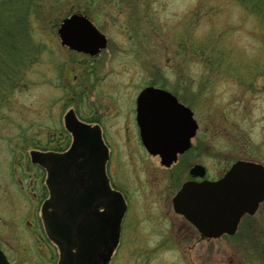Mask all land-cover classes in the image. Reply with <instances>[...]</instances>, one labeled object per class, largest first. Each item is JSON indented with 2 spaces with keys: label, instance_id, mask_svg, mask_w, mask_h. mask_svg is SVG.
<instances>
[{
  "label": "rangeland",
  "instance_id": "obj_1",
  "mask_svg": "<svg viewBox=\"0 0 264 264\" xmlns=\"http://www.w3.org/2000/svg\"><path fill=\"white\" fill-rule=\"evenodd\" d=\"M25 2L29 4L25 10L28 13L23 12L21 19L15 21L21 30L15 36L21 53L19 59L15 63L0 62V117L20 116V126L33 130L56 125L58 104L50 105L45 100L43 84L32 86L30 81L28 89L20 90V87L22 82L27 84L30 78L40 79L46 74L50 66L48 54L56 48L52 39L57 37L60 20L72 12H83L109 38L108 47L114 54L110 66L116 85L115 104L126 100L128 83L131 85L128 93L136 94L144 85L155 84L185 98L192 94L201 136L204 137V132L211 133L207 150H201L196 158L208 167L212 177L228 161L230 164L237 158L264 157V0ZM256 2L263 4L262 9L253 6ZM52 58L56 68L65 67L64 62L59 64L60 59ZM66 67L68 76L73 66ZM14 125L0 119V126ZM14 133L0 135L6 143V149L5 145L0 146V158L4 154L3 161L8 166L0 163V172L5 168L8 172L14 170L15 164L7 158V154L10 158L13 153L21 161L17 166L20 176L33 171L39 175L40 170L32 167L23 155L36 147L33 138L42 139L45 135ZM120 137L116 134L113 138L114 151L126 159L130 147L119 141ZM11 145L16 148L14 151ZM122 168L119 176L123 182L118 183H124L131 201L110 264H264V204L255 217H261L255 231H241L232 238L235 241L224 237L210 242L200 240L189 223L171 207L175 185L168 190V183L164 181L160 188L147 184L145 189L142 181L148 176V170L154 172L153 167L126 164ZM156 169L158 177L167 176L173 182L175 176L172 178ZM27 180L23 179L25 184ZM0 197L3 196L0 194ZM28 204V200L20 203L19 212L25 218L31 212ZM6 215L10 220L15 217L12 212ZM21 232L24 231L21 229ZM23 234L11 227L0 232V240H9L13 246L5 244L3 252L12 264H34L38 260L37 264H43L38 256L42 259L46 250L30 247V238L26 231Z\"/></svg>",
  "mask_w": 264,
  "mask_h": 264
},
{
  "label": "flooded vegetation",
  "instance_id": "obj_2",
  "mask_svg": "<svg viewBox=\"0 0 264 264\" xmlns=\"http://www.w3.org/2000/svg\"><path fill=\"white\" fill-rule=\"evenodd\" d=\"M72 13L82 14L87 19H89L98 29V31L106 37V46L100 48L95 53H90L87 51L76 50L63 44L61 38L59 37L58 29L62 20L66 17H69ZM72 13L63 17L57 25V37L52 39L53 44L56 45V48L51 50L49 49L50 54H48V57L50 60V66H48V69H46V74L44 73L40 79L30 78L27 84L22 82L21 87L23 88L20 87V90L28 89V87H30V81L32 82V86H36L38 83L43 84L45 87V100L50 103V105H52L53 102L58 104L59 114L57 116V122L55 123L56 125L53 127L49 126L37 128L38 130H33L31 127L20 126V116L0 117V119H6V122L8 123L13 125L15 124L12 127L0 126V135H7L6 132L9 131H15L14 134L16 135H45V137L42 139L33 138L32 141L36 147L31 148L27 155H23V159L24 157L26 160L28 159L32 167L40 170L39 175L36 176V171H33L30 173L27 172L25 177L20 176L18 170L19 167L17 166H19L21 161L19 157L15 154L13 155V153L10 158L7 154V158L15 164L14 170L8 172V168H5L0 172V194L3 196L0 197V232H5L10 227L11 229L16 228L21 234L26 231V234L30 238L29 241L32 243H29L30 247L33 245L34 247L38 246L40 251H43L44 249L46 250L42 259L40 255L38 256L40 257V260L43 261V264H45L46 261H49L50 264H57L59 260L58 246L47 234L41 216L42 205L45 201L51 199L52 191L54 192V197L51 201L52 205L48 208V211L50 214H56L58 210L62 212L60 216L56 215L57 217L54 219L58 221L61 226L60 230L63 231L62 235L68 239L72 246V253L74 254L70 259L71 264H92L93 258L96 254L95 250L102 245L101 243L104 241V236L106 234L105 231L109 226L106 224L107 220H105L103 213L105 208L99 204V201L94 199L92 200V198L89 197L88 201L83 199L84 193L89 195L91 188H93L96 182V180H90L88 182L87 178H90L91 176H88V171L82 167V157L86 154H91H89L88 150H84V146L77 148L76 153L70 155V161H68L69 159L64 160L58 166H56L57 159L54 158L53 162L55 164V170L52 177H48V169L46 167H43L38 163H34L31 160V153L33 151L51 153L55 155L67 153L73 145L74 132L77 133L79 131V129L77 131V127H84L88 137L93 136L94 133L96 135L99 134L107 151V157L104 163L107 182L111 190L118 191L123 196L126 204L125 213L128 209V203H130L131 200L125 193L123 186L124 183L119 185L120 182H123L121 180L122 177L119 175L121 172L123 173L122 166H125L126 164H141L143 167L148 165V167L154 168V172L153 170H148V176L144 181H142L143 185L145 183V189L147 188V184L155 187L158 186V188H160L164 181L168 183V190H170L172 185H175V190L170 197L173 211V197L186 182L219 180L225 175L230 167L239 160L259 164L264 171V157L249 159L237 158L230 164H228V161L222 170L217 172L216 177L211 176L212 173L208 167L203 164L201 160L196 158V155L200 156L199 153L201 150H207V143H210L211 141V133L209 131V134L207 135L206 132H204V137L206 136L205 138L201 136V128L195 116L192 94L191 96L189 95L187 98H185L180 96L176 91H171L155 84L144 85L136 94L135 92L128 93V89L131 87L130 83H128L125 88L127 92L126 100L119 102V105L115 104L113 101V92L116 85L114 78L111 77L113 72L110 66V60L114 54L110 52L108 47L109 38L105 33L101 32L100 28L87 14L83 12ZM52 56L60 59V65L62 62H64L62 65L65 67L56 68V64ZM67 64H71V66H73V68H70V71H68V76L65 75V72L67 74ZM121 70L125 71L123 68ZM53 80L57 81L58 83L54 84ZM150 86L170 92L173 96H175L178 103L182 104L188 109L186 114H182L177 109L174 110L175 107L173 104L158 103V101H156L158 100V97H151L152 102L145 103L142 107V124L143 126L146 124L150 129V132L153 134H158L163 127L168 131L170 130L168 132L170 135V132L173 131V134L176 135V147L179 146V141L181 139L184 140L183 138H186V135L191 132V118L193 119L194 123L197 124L195 133L189 137V146L182 152H178L176 154V160H174L169 166L162 164V158L160 154H153L148 151L147 147L143 143L141 135V127L137 118V97L144 88ZM53 91L56 92L55 97L53 95ZM101 103H104L105 106L101 107ZM45 110H49V106L47 104ZM159 110H163L161 113H163L164 116H162L161 119L158 118L157 115H154L157 114ZM174 123L176 124L175 127H173ZM158 124H160L159 127H157ZM116 134L121 136L119 141L123 142L124 144H128L130 147L126 159L121 157L119 151H114L115 143L113 138H115ZM197 139L199 140L198 144ZM0 143V146H4L6 144L2 142V138H0ZM13 145H11V149L14 151L16 148L13 147ZM9 146L10 145L7 143V147ZM8 151L9 150L7 149V153ZM3 156L5 155L1 154L0 163L4 166H7L4 164ZM74 164H76V166H74ZM71 165H73V167H71ZM196 165L202 167L203 175H196L193 173V169ZM155 169L157 171L160 170L170 174V177L172 176V178L175 176L173 182H170L167 176L162 175L161 177H158L155 173ZM24 178L28 179L26 184L23 181ZM257 185H259V183H257ZM11 189H14V193L11 192ZM75 192L76 196L79 194L81 197L82 205L80 208H78L79 212H77L76 217H73V211L71 212V210H69L70 208L64 206L68 205L71 207L72 197H74L73 195ZM96 193L97 192L95 191V196H97ZM165 198L166 195H164L163 202H165ZM34 199H37V206H35ZM25 200H28V205H30V207H28V210L31 211L30 215H28V213L26 214L29 216L28 218H25V216H22L23 214L19 212L20 203ZM262 204H264V200L258 203L254 213L250 214L247 212L239 218L236 230L233 234H222L216 238L202 236L201 232H199L196 227L183 215L178 214L175 211L174 212L177 215L183 217L184 220L189 223L190 227L193 228V231L198 234L200 240H206L210 242L212 240H219L223 237L230 238L231 240L239 232H243L248 229L255 231L256 224L260 223L261 220V217H258L257 219H255V217H257ZM67 208L68 210H65ZM61 209H64L65 211H62ZM6 212L15 213V217L10 220V218H8L6 215ZM125 213L120 222L119 240L121 239V226L125 217ZM245 225L246 227L242 228V226ZM21 229L24 232H21ZM19 237H21L20 234ZM119 240L117 245L119 244ZM232 240L235 241V239ZM9 244V240H6L5 242L0 240V251L4 254L8 263L12 264L11 261H9L8 255L6 256L2 250V246H7ZM10 246L13 247L11 244ZM76 247H78V249ZM116 247H114L111 257L106 264H110ZM39 262L40 261L38 260L37 262H34V264Z\"/></svg>",
  "mask_w": 264,
  "mask_h": 264
},
{
  "label": "water",
  "instance_id": "obj_3",
  "mask_svg": "<svg viewBox=\"0 0 264 264\" xmlns=\"http://www.w3.org/2000/svg\"><path fill=\"white\" fill-rule=\"evenodd\" d=\"M59 37L63 44L76 50L87 51L90 53L97 52L100 48L106 46V37L84 15L73 13L62 20L58 29ZM158 97V103H171L182 114H186L188 109L178 103L175 96L170 92L155 88H144L137 97V118L141 127L143 143L148 151L153 154L161 155L162 164L169 166L176 160V154L182 152L189 146V137L195 133L197 124L191 118L190 131L184 140L179 141V146L175 147L176 135L171 131L163 128L158 134H153L146 124H142L143 104L151 103V97ZM163 111V110H162ZM158 111V118L161 119L163 113ZM165 113V111H164ZM150 114V113H149ZM148 114V116H149ZM151 116V114H150ZM149 116V117H150ZM175 123L173 127H175ZM160 124L157 125L159 127ZM69 127V126H68ZM79 129V131H78ZM77 133L74 132V141L70 150L63 154H51L33 151L31 160L48 169V177L54 174L55 164L53 159H57L56 166L64 160L70 161V155L76 153V149L84 146L90 155H85L81 159L82 167L88 171V182L95 181L89 195L84 193V200L92 198L98 200L99 204L105 208L104 217L109 226L105 231L102 245L95 250L96 254L92 264H106L111 253L116 247L119 234L120 222L126 210V204L123 196L118 191L109 188L105 175V160L107 157L106 147L103 144L99 134L93 136L86 134L84 127H77ZM161 138V139H160ZM93 152V153H92ZM94 163V164H93ZM76 166V164H74ZM73 167V165H71ZM58 168V167H57ZM196 175H203L202 167L196 165L193 169ZM97 178V179H96ZM49 180V179H48ZM259 183V185H257ZM259 188H258V187ZM89 190V189H88ZM97 192L95 196L94 192ZM92 195V197H91ZM72 197L71 207L73 217L81 207V197L76 192ZM50 200L43 203L41 216L45 230L51 239L57 244L59 249V260L57 264H71L72 246L68 239L62 235L61 226L54 218L60 216V210L55 214H50L48 208L52 205ZM89 197V198H88ZM264 200V171L261 165L247 161H236L225 175L216 181L203 180L201 182H186L173 197L174 211L183 215L196 229L201 232L202 236L208 238L219 237L223 233L233 234L236 230L239 218L244 213H254L258 203ZM65 209V210H68ZM65 211L64 209H61ZM57 215V216H56ZM53 217V218H52ZM70 228V227H69ZM78 249V247H76ZM85 262V261H84ZM0 264H9L4 254L0 251Z\"/></svg>",
  "mask_w": 264,
  "mask_h": 264
},
{
  "label": "trees",
  "instance_id": "obj_4",
  "mask_svg": "<svg viewBox=\"0 0 264 264\" xmlns=\"http://www.w3.org/2000/svg\"><path fill=\"white\" fill-rule=\"evenodd\" d=\"M262 5L263 4L260 2H256L255 4H253L256 9H262ZM28 8L29 4L26 3L25 0L0 1V62L15 63V61H17L16 59H19V55L21 53L17 48L18 46L15 40V36L16 31L20 32L21 30L15 26V21L20 20V17L24 14L23 12H25V10H27ZM12 16H16L17 18L13 20L11 19ZM2 25H4L5 27L2 28Z\"/></svg>",
  "mask_w": 264,
  "mask_h": 264
}]
</instances>
